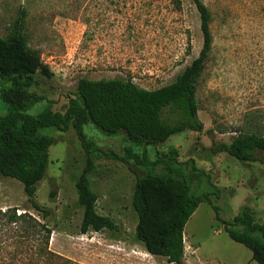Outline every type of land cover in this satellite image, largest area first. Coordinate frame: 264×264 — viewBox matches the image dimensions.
<instances>
[{
  "label": "rangeland",
  "instance_id": "rangeland-1",
  "mask_svg": "<svg viewBox=\"0 0 264 264\" xmlns=\"http://www.w3.org/2000/svg\"><path fill=\"white\" fill-rule=\"evenodd\" d=\"M202 1L212 14L213 35L197 92L204 132H185L146 149L94 126L84 131L104 152L124 157L128 148L141 155L147 150L154 161L157 154L176 150L184 174L193 163L203 172L195 173L199 177L193 180V191L197 196L212 194L218 211L203 203L186 225V264H257L246 247L228 236L224 223L248 208L256 222L264 224V165L242 164L225 154L213 155L211 149L213 142L229 144L240 133L264 135V0ZM23 8L28 13L29 48L54 76L37 80L32 91L45 101L31 109L32 116L64 113L69 95L83 79L123 78L148 91L162 89L203 49L201 21L191 0H0V38L10 35ZM9 112L0 100V118ZM44 134L55 144L36 201L49 217L44 219L32 208L21 183L1 176L0 211L28 213L46 224L53 231L51 251L77 264H168L149 255L136 239L138 217L132 208L136 177L122 162L98 159L90 178L99 197V214L111 218L119 231L81 235L83 210L76 179L87 156L73 127Z\"/></svg>",
  "mask_w": 264,
  "mask_h": 264
},
{
  "label": "trees",
  "instance_id": "trees-1",
  "mask_svg": "<svg viewBox=\"0 0 264 264\" xmlns=\"http://www.w3.org/2000/svg\"><path fill=\"white\" fill-rule=\"evenodd\" d=\"M191 1L200 17L203 49L170 85L148 91L123 78L83 79L76 92L69 95L64 113L29 114L36 104L45 101L32 91L37 80H51L54 76L39 54L29 48L26 9L20 11L10 35L0 38V100L10 108L9 114L0 118V176L21 183L32 208L48 218L50 213L36 201L38 185L47 173L49 151L55 144L44 131L64 133L73 127L87 156L84 170L76 179L78 205L83 210L81 235L119 231L111 218L99 214V197L90 178L96 160L122 162L136 177L132 197V208L138 217L136 239L149 255L166 259L168 264H186L184 230L200 205L209 203L218 211L211 202L212 194L197 196L193 191V180L199 177L195 173L203 172L193 163L184 174L176 150L169 155L157 154L154 161L147 150L141 155L128 148L124 157L104 152L88 139L84 129L94 126L109 137L125 136L130 143L146 149L165 145L173 136L185 132H204L197 92L213 49L212 14L202 0ZM211 151L242 164L264 165V135L240 133L229 144L213 142ZM253 216L252 210L245 208L234 220L224 223L225 231L252 253L254 262L264 264V224L257 223ZM52 234L46 224L28 213L0 211V264H77L51 251Z\"/></svg>",
  "mask_w": 264,
  "mask_h": 264
}]
</instances>
